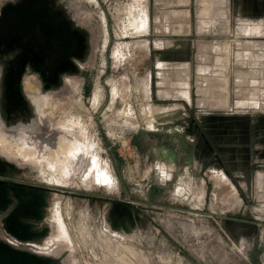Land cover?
I'll return each instance as SVG.
<instances>
[{"label": "rangeland", "instance_id": "obj_1", "mask_svg": "<svg viewBox=\"0 0 264 264\" xmlns=\"http://www.w3.org/2000/svg\"><path fill=\"white\" fill-rule=\"evenodd\" d=\"M33 3L64 25L61 39L40 14L10 19ZM256 10L253 0H0V124L7 141L26 132L35 147L33 158L0 148V264H264ZM180 78L187 98L161 95ZM62 125L80 152L73 171L46 164ZM200 133L213 149L203 158ZM91 158L112 183L87 170Z\"/></svg>", "mask_w": 264, "mask_h": 264}, {"label": "bare ground", "instance_id": "obj_2", "mask_svg": "<svg viewBox=\"0 0 264 264\" xmlns=\"http://www.w3.org/2000/svg\"><path fill=\"white\" fill-rule=\"evenodd\" d=\"M201 12L203 14H206L207 10L203 9ZM32 102L38 105L39 101L32 100ZM43 104L44 105L48 104V96H44ZM41 116H42V112L39 113L38 120H39V123L43 125V119H41L42 118ZM64 127L65 126L63 125L62 127H60L59 131H63V132H60L57 139L55 140L57 142L55 143L56 149H54V151L51 152L50 154L51 161L50 162L47 161L48 163L46 162V164L57 166L63 171H73L74 167L77 169L80 168L82 161H80L78 158L80 156L79 155L80 152L78 150L77 141L71 137L70 135L71 133L68 131V129ZM8 135L10 136V134ZM5 136H6V132L3 129V126L0 124V148L1 150L7 152L8 154L20 155L24 158H31V157L33 158L35 156V147L32 145H29L28 135L26 132H19V134L16 135V138L14 137L15 138L14 143L7 141L5 139L6 138ZM91 159L92 160H90L89 162V166L91 167H89V169L87 168V170L89 171L90 168H92V170L95 171L98 181L102 183H108V182L112 183V177L104 172L102 173L98 169L96 160L94 158H91Z\"/></svg>", "mask_w": 264, "mask_h": 264}, {"label": "crops", "instance_id": "obj_3", "mask_svg": "<svg viewBox=\"0 0 264 264\" xmlns=\"http://www.w3.org/2000/svg\"><path fill=\"white\" fill-rule=\"evenodd\" d=\"M253 1H254V3L256 4V7H257V10L256 11H258V13H260V14H264V0H253ZM251 10H250V12H251ZM238 11H239V13H241L240 12V7L238 8ZM241 11H242V9H241ZM261 38L264 41V35ZM180 64H184V63H164V64L159 63V67H160V69H163V68L168 69L169 67H177ZM160 79L163 80V76L162 75L160 76ZM162 80L159 81V85H161V83H163ZM184 82H186L187 84L186 85L182 84ZM175 85H176V87L174 89H170V90L163 89L164 91L161 90L160 91L161 92V95L163 96V94L166 95V94H169V93H172L173 92L174 94H177L176 96H180V97L187 98L188 97V92H189V82H188V80H186L185 78H180L179 83H176ZM184 90H186L187 92H184ZM148 94H149V91H148ZM150 130L153 131V130H155V128L153 127V129H149V131ZM206 139H204L201 136L199 138V141H198L199 142V145H200V148L203 149V150H205V151H206V147H209V143H212V142L209 141V138H206ZM196 140H197V138H196ZM193 142H194V140H193ZM190 147H192V145ZM213 147L215 149H217V147H215V145ZM209 152L210 151H208L207 155L209 154ZM207 155H205V156H207ZM200 157L203 158L204 156H200ZM159 164L160 165L162 164L161 161H159ZM211 173H213L211 176L214 177L216 181L222 182L223 184H225V183L228 184L227 181H226L227 179L225 178L224 173L220 172V173L217 174V171L216 170H212ZM165 174L168 175L167 174V171L165 172ZM257 174H258V177H257L256 183L258 184L259 181L260 182L262 181V179L260 177L261 173L258 172ZM263 181H264V179H263ZM257 186H259V185H257Z\"/></svg>", "mask_w": 264, "mask_h": 264}, {"label": "flooded vegetation", "instance_id": "obj_4", "mask_svg": "<svg viewBox=\"0 0 264 264\" xmlns=\"http://www.w3.org/2000/svg\"><path fill=\"white\" fill-rule=\"evenodd\" d=\"M47 11L48 10H46V7H43L42 4L40 5L37 3H33V4H30L28 7H23L20 10L16 11L13 14V16L10 17V19L12 21H15V22L18 21L19 22L20 20H22L24 18H27V19H31L32 17L40 18V17H38V14H40V16H42L44 23H48V22L53 23V25H54L53 28L55 30L54 34H56V37H59L61 39L62 35L65 32V27L61 22L58 21V18H56V16H54V14H52V13L49 14ZM201 136L204 139H206V137H204V135L202 133H200L199 137H198V141H199V138ZM209 147H206V151H205V150L200 148V145L198 142V148L200 149V151H199L200 156H205V155H207L208 151H210V152L213 151L210 143H209ZM4 180H5V178L4 179L0 178V183L3 182ZM23 185L30 186V184H26V183H23Z\"/></svg>", "mask_w": 264, "mask_h": 264}, {"label": "water", "instance_id": "obj_5", "mask_svg": "<svg viewBox=\"0 0 264 264\" xmlns=\"http://www.w3.org/2000/svg\"><path fill=\"white\" fill-rule=\"evenodd\" d=\"M232 226L237 228L238 230H242L239 233L249 236L252 231L256 229V224L253 222H240V221H234L229 220L228 221ZM251 231V232H250Z\"/></svg>", "mask_w": 264, "mask_h": 264}]
</instances>
